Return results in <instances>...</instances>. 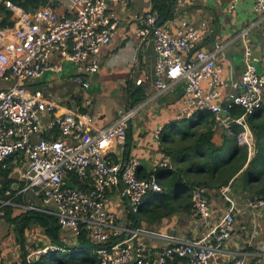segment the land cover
Segmentation results:
<instances>
[{
    "label": "built area",
    "instance_id": "built-area-1",
    "mask_svg": "<svg viewBox=\"0 0 264 264\" xmlns=\"http://www.w3.org/2000/svg\"><path fill=\"white\" fill-rule=\"evenodd\" d=\"M53 1L34 12L6 1L4 6L16 16V25L0 26V78L12 81L7 88L0 89V165L11 157L21 162L25 181L22 192H31L42 200L38 206L29 205V209L55 216L67 232L62 245L47 246L32 252L30 257L37 261L48 252H65L71 241L78 243L85 234L94 245L103 246L96 250L101 264H149L147 248L135 243L143 230L119 224L107 205L108 193L119 186L136 209L149 194L163 192L157 178L140 177L139 159L129 158L124 163L110 160L115 143L125 145L131 122L142 105L120 110L112 124L98 128L90 113L63 109L52 94L29 87L45 71L61 69L53 64L58 55L76 67L75 82L88 89L91 77L100 71L101 52L111 44L118 29L119 20L111 13L109 4L128 6L131 1L69 0L70 11H59L53 7ZM255 11L264 13V0H255ZM161 22L157 11L139 19L141 37H151L157 53L155 96L173 90L183 81L186 87L181 115L192 118L208 112L219 123L226 122L224 112L228 113L230 108L244 109L238 121L245 124L249 116L264 108V73L257 71V59L244 39L248 29L241 33L242 76L234 85L235 92L228 96L226 104H221L222 90L228 82L218 59L226 46L216 43L210 51L197 50L202 39L199 29L180 19L163 25ZM192 54L194 60L187 63ZM160 131L161 128L158 136ZM240 144L253 152L250 131L241 134ZM168 161L165 159L164 164ZM71 176L77 182L75 188L68 186ZM228 191L229 187L221 190L223 194ZM207 193L204 187L193 191L198 216L213 214ZM5 196L10 197L11 193ZM13 201L12 197L4 199L0 195L2 207L13 205ZM250 206L255 211L264 207V196ZM235 222L236 214L231 209L201 241L169 238L171 244L159 253L158 263L176 259L182 264L216 261L231 238ZM228 264L250 262L246 255L237 254Z\"/></svg>",
    "mask_w": 264,
    "mask_h": 264
},
{
    "label": "crops",
    "instance_id": "crops-1",
    "mask_svg": "<svg viewBox=\"0 0 264 264\" xmlns=\"http://www.w3.org/2000/svg\"><path fill=\"white\" fill-rule=\"evenodd\" d=\"M130 1L128 6L117 2L109 4L111 13L119 20L118 29L111 44L102 50L100 71L91 77L88 89H82L75 82L76 67L58 55L54 56L53 64L61 69L45 71L40 78L31 81L29 87L43 91L46 95L52 94L60 101L63 109L90 113L98 128L112 124L118 118L120 110L142 105L131 122L125 145L116 142L110 160L114 163H124L135 157L140 160V177H155L161 185L172 175L169 171H176L189 185L201 180L208 182L206 185H194L180 193V199L176 201L179 209L174 214L156 222L143 220L138 226L135 223H138L140 218L137 220L136 215L130 211L124 188L119 186L108 193V209L118 217L117 222L121 225L131 224L143 230L135 243L147 248L149 264H159V253L171 244L169 238L201 241L211 233L224 213L231 209L236 214L231 238L225 244L221 256L209 264H228L237 254L246 255L250 264H264V207L255 211L250 206L253 201L264 196V181H254L245 171L257 152L254 132L248 121L246 124L238 121L242 116L233 119L227 114L224 123L217 122L212 113L210 116L206 115L208 112L199 113L192 118L183 117L181 113L186 87L183 81L178 82L173 90L155 96L157 53L153 39L141 37L139 25L142 16L157 11L162 25L180 19L199 29L202 34L198 46L200 50L210 51L216 43L224 44L226 48L218 62L223 69V77L228 82L220 98V103L226 104L228 96L235 92V83L243 73L244 41L241 33L244 30H249L244 39L252 47L257 59V71L264 73V13L255 11V0H182L179 4H176L175 0ZM69 4V0L53 1L54 7L59 11H70ZM164 5L168 7L167 12L163 10ZM0 20L2 23L1 14ZM15 25L16 22L12 27ZM172 30L176 31L175 28ZM188 58L194 60V54ZM11 83V79L0 78V89L7 88ZM204 86L206 89L209 87L207 82H204ZM139 87L145 89V99L134 104L132 101L135 89ZM188 120L192 124L180 129L179 122ZM160 128L158 136L157 131ZM235 128L240 132L237 133ZM191 131L206 135L205 141L211 140L215 147L219 148L223 160L235 157V164L245 163L243 169L228 184L211 182L207 176L199 179L200 176L192 166V162L197 160L194 149L196 138L190 136L180 141L182 133ZM246 131L252 134L253 152H250L247 145L240 144V136ZM172 147L179 152L178 157L169 153V148ZM237 148L239 151L235 153ZM200 149L205 156L211 152L208 145ZM242 150L248 152L246 162L241 158ZM200 156L203 158L204 155H198ZM165 159L169 160L167 165L164 164ZM10 161L9 167L12 171L8 179L12 182L7 188L6 178L0 174V195L4 199L12 197L14 200L13 205L0 206V264H32L35 262L30 257L32 252L51 245H62V238L67 232L53 216L60 227L58 243L49 234L48 228L32 221L28 222L26 219L30 215L21 217L22 214L30 212L46 213L29 209V205L38 206L42 200L31 192H22L25 185L22 177L23 164L15 161V157ZM3 166L5 168L7 164ZM70 179L72 181L68 180V186L76 187L74 177L71 176ZM198 187H204L208 191L206 197L213 214L207 217L198 216L194 208L193 191ZM223 187H229L226 194L221 192ZM164 191L163 188L162 193L149 194L142 203L143 208L148 209L152 203L159 202ZM7 192L11 193L10 197L5 196ZM186 196H189L187 201H191V208L183 203ZM131 214L136 217L135 223L130 220ZM16 217L21 218L15 221ZM71 244L68 247L77 246L78 243L73 240ZM167 264H182V261L176 259Z\"/></svg>",
    "mask_w": 264,
    "mask_h": 264
},
{
    "label": "trees",
    "instance_id": "trees-1",
    "mask_svg": "<svg viewBox=\"0 0 264 264\" xmlns=\"http://www.w3.org/2000/svg\"><path fill=\"white\" fill-rule=\"evenodd\" d=\"M11 1L16 5L22 7L28 12L35 11L36 9L46 6L49 4L50 0H0V14L2 17L1 27H12L16 22V16L14 13L9 10L8 8L4 7V2ZM55 5H53L54 7ZM167 6H163V10L167 12ZM162 11V10H161ZM70 13V12H69ZM145 89L143 87H139L135 89V96L132 103L137 104L142 99H145ZM244 114V109L241 107H233L229 109L228 116L231 118H238ZM210 116V113L206 114ZM206 115L204 117H206ZM252 131L255 134V138L257 141V152L255 157L251 160L249 167L245 170L247 175H251L254 181H264V110L261 109L254 113L253 115L249 116L247 119ZM235 131L238 133L240 132L239 129L235 128ZM194 137L195 145L194 149L197 155V160L192 162V166H194L195 172L197 173L199 179L201 177L209 179L211 182H216L219 185L228 184L230 180L243 169L244 164L237 165L234 163L235 157L230 158L228 160H223L222 154L220 155L219 148L215 147V145L210 141L206 142V135L198 134V131H191L182 133V140L188 139L189 137ZM174 142V141H172ZM171 142V143H172ZM208 145L211 149V152L205 156L204 153L201 151V147ZM170 149V150H169ZM169 153L173 156H177L179 152L175 151V149L169 148ZM173 149V150H171ZM238 152V148L236 149ZM168 153V151H167ZM241 158L244 162L248 160V152L247 150H242ZM198 155H204L203 158ZM14 158V157H13ZM10 158L6 161L5 164L7 166L4 168L3 164L0 166V174L5 176V185L6 188L9 186L12 180L8 179L12 168L9 167L11 164ZM168 173L172 174L170 178L163 183L161 186L165 189L164 193L162 194L160 201L152 203L151 207L148 209H144L143 207H139L138 215L140 220L138 223H135L136 217L131 214L130 220H132L136 226H138L143 220L149 222H156L159 219L164 217H168L171 214H174L178 209L177 200L180 199L179 194L186 191L187 189H191L194 185L200 184H208L207 181H197L192 182L190 185L188 182H185L183 178H180L176 171H169ZM262 193H264V189H262ZM189 196H186L183 199V203L186 204V207H192L191 201H187ZM28 216L27 221H32L33 223H38L49 229V234L56 240V242L60 241L59 237V230L60 227L55 217L49 216L42 213L30 212L28 214H22L23 216ZM21 217L14 218L15 221L20 219ZM29 225V224H28ZM93 245V243L83 234L77 246L68 247V251L65 253L60 252H48L46 255L42 256L40 260L33 262L32 264H101L98 253L96 250H82L85 246ZM58 254V255H57Z\"/></svg>",
    "mask_w": 264,
    "mask_h": 264
},
{
    "label": "water",
    "instance_id": "water-1",
    "mask_svg": "<svg viewBox=\"0 0 264 264\" xmlns=\"http://www.w3.org/2000/svg\"><path fill=\"white\" fill-rule=\"evenodd\" d=\"M197 50H199V47L197 48ZM189 61H190V58H188L187 63H189ZM129 107H131V105ZM227 114H228L227 111H225L224 115L226 116ZM71 186L73 188H75V185H71ZM126 203H127L128 207H129L130 211L133 212L136 215L137 220H138L139 216L137 215V210L139 209L140 206L143 207L142 204L136 209L135 206L133 205L130 197L127 194H126ZM101 248H103V246H98V245H94L93 244V245H90V246H85L82 250L83 251L84 250H98V249H101Z\"/></svg>",
    "mask_w": 264,
    "mask_h": 264
},
{
    "label": "rangeland",
    "instance_id": "rangeland-1",
    "mask_svg": "<svg viewBox=\"0 0 264 264\" xmlns=\"http://www.w3.org/2000/svg\"><path fill=\"white\" fill-rule=\"evenodd\" d=\"M192 124V122L190 121V120H188V121H182V122H179V128L181 129V128H187V127H189L190 125ZM58 255V254H57Z\"/></svg>",
    "mask_w": 264,
    "mask_h": 264
}]
</instances>
